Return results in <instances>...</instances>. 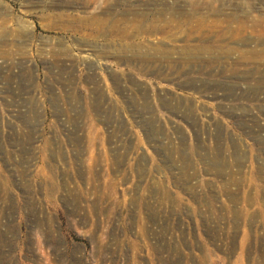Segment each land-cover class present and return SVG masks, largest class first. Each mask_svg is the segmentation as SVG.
Here are the masks:
<instances>
[{"label":"rangeland","instance_id":"374dc122","mask_svg":"<svg viewBox=\"0 0 264 264\" xmlns=\"http://www.w3.org/2000/svg\"><path fill=\"white\" fill-rule=\"evenodd\" d=\"M0 264H264V0H0Z\"/></svg>","mask_w":264,"mask_h":264}]
</instances>
